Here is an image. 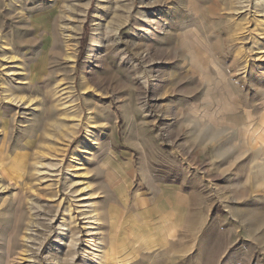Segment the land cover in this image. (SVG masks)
Returning a JSON list of instances; mask_svg holds the SVG:
<instances>
[{"label": "rangeland", "instance_id": "374dc122", "mask_svg": "<svg viewBox=\"0 0 264 264\" xmlns=\"http://www.w3.org/2000/svg\"><path fill=\"white\" fill-rule=\"evenodd\" d=\"M0 264H264V0H0Z\"/></svg>", "mask_w": 264, "mask_h": 264}]
</instances>
